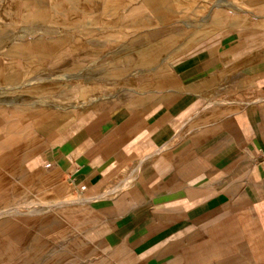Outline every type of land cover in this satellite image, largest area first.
<instances>
[{"label":"crops","instance_id":"obj_1","mask_svg":"<svg viewBox=\"0 0 264 264\" xmlns=\"http://www.w3.org/2000/svg\"><path fill=\"white\" fill-rule=\"evenodd\" d=\"M183 1L0 0V264H264V0Z\"/></svg>","mask_w":264,"mask_h":264},{"label":"rangeland","instance_id":"obj_2","mask_svg":"<svg viewBox=\"0 0 264 264\" xmlns=\"http://www.w3.org/2000/svg\"><path fill=\"white\" fill-rule=\"evenodd\" d=\"M160 1V0H159ZM169 5L173 10L176 11L178 5H183V0H168ZM206 1V9L209 7L211 8L215 3L220 4L224 2L225 0H205ZM172 3V4H170ZM174 3L176 5H174ZM185 3V2H184ZM157 6H154L153 9H159V4L157 3ZM184 6V5H183ZM204 8V6H203ZM205 14V13H204ZM203 13H201V16H206ZM202 17V18H203ZM177 17H174L173 19L176 20ZM26 99L25 97L21 96L19 93L6 91L4 89V85L0 84V113L7 110L5 106L7 105H14L15 107L20 108L22 105H28L30 108L32 103L30 101H21ZM87 101V100H85ZM24 207V206H21ZM56 215H54L55 218ZM56 217H59L56 216ZM72 230L70 231V241L63 242L62 238L60 236H55V244L52 249H46V247H39V250H34L38 252V255H40V263L39 264H95L97 262L96 256L90 252V250L84 246V244L74 235H72ZM47 250L49 252H53V258L51 259L50 263L48 262H41L42 255L45 254L47 256Z\"/></svg>","mask_w":264,"mask_h":264},{"label":"bare ground","instance_id":"obj_3","mask_svg":"<svg viewBox=\"0 0 264 264\" xmlns=\"http://www.w3.org/2000/svg\"><path fill=\"white\" fill-rule=\"evenodd\" d=\"M25 4H26V3H25ZM25 4H24V5H25ZM28 4H29V3H28ZM26 7H28V6H26ZM37 61H38V60H37ZM31 83H32V82H31Z\"/></svg>","mask_w":264,"mask_h":264}]
</instances>
